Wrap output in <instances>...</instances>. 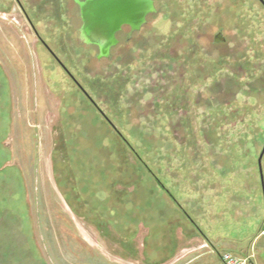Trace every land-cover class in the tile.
Here are the masks:
<instances>
[{"label": "rangeland", "instance_id": "rangeland-1", "mask_svg": "<svg viewBox=\"0 0 264 264\" xmlns=\"http://www.w3.org/2000/svg\"><path fill=\"white\" fill-rule=\"evenodd\" d=\"M154 4L98 59L72 0H0V264H264V5Z\"/></svg>", "mask_w": 264, "mask_h": 264}, {"label": "water", "instance_id": "water-1", "mask_svg": "<svg viewBox=\"0 0 264 264\" xmlns=\"http://www.w3.org/2000/svg\"><path fill=\"white\" fill-rule=\"evenodd\" d=\"M260 1L264 5V0ZM80 5L85 21L83 34L89 42L99 45L100 58L109 56L111 47L117 43L116 33L124 23L139 28L146 14L155 9L152 0H87ZM263 157L264 147L258 158L264 197Z\"/></svg>", "mask_w": 264, "mask_h": 264}, {"label": "flooded vegetation", "instance_id": "flooded-vegetation-1", "mask_svg": "<svg viewBox=\"0 0 264 264\" xmlns=\"http://www.w3.org/2000/svg\"><path fill=\"white\" fill-rule=\"evenodd\" d=\"M73 2H74V4H75V6L77 7V9H78V12H79V16H80V19H81V25H80V27L78 28V31H79V38H80V40L82 41H85L87 44H92V45H94V46H96L97 48H98V54H97V58L98 59H104V58H108V57H110V54H109V56H107V57H99V54H100V47H99V45L97 44V43H94V42H89L88 41V37L87 36H85L84 34H83V32H84V24H85V21H84V19H83V16H82V10H81V5H80V2H85V1H87V0H72ZM153 1V6H154V8H155V4H154V0H152ZM157 13V10H156V8L153 10V11H150V12H148L147 14H146V16H145V22L143 23V25H141L139 28H133V26L131 25V24H129V23H124L122 26H121V28H120V30L119 31H117V33H116V39H117V43L119 42V38H118V34H120V33H123V34H125V40H126V44H129L132 40H134V35L136 34V33H138L142 28H143V26H145V24L147 23V21H148V17L150 16V15H154V14H156ZM215 41L216 42H224L225 41V38H224V36L221 34V33H219V34H217L216 35V37H215ZM116 43V44H117ZM45 46L49 49V47L45 44ZM113 47H115V45L114 46H112L111 47V50L113 49ZM50 50V49H49ZM111 50H110V53H111ZM50 52L53 54V52L50 50ZM53 56H54V58L63 66V64H62V62H61V60L57 57V56H55V54H53ZM64 67V66H63ZM65 68V67H64ZM80 88H81V90L86 94V95H88L86 92H85V90L80 86ZM264 147V146H263ZM263 149V148H262ZM262 151V150H261ZM261 153V152H260ZM260 155V154H259ZM259 158V157H258ZM264 158V157H263ZM258 168H259V165H258ZM259 174H260V172H259ZM260 181H261V177H260ZM261 187H262V181H261ZM262 194H263V188H262ZM264 198V197H263ZM264 227V216H263V218H262V221L260 222V224H259V227H258V231H257V233H256V235H255V237H254V239L256 240V243L258 244V246H262V250L264 251V232H263V230H262V228ZM255 255V254H254ZM256 256V255H255Z\"/></svg>", "mask_w": 264, "mask_h": 264}, {"label": "trees", "instance_id": "trees-1", "mask_svg": "<svg viewBox=\"0 0 264 264\" xmlns=\"http://www.w3.org/2000/svg\"><path fill=\"white\" fill-rule=\"evenodd\" d=\"M261 2V1H260ZM262 3V2H261ZM103 117L107 120V122L109 123V125L116 131L117 135L120 136V139H122L124 141V143L131 149V151L136 155L137 160L139 163H141V165L143 166L144 172H147L151 175L154 176V179L157 183V186L159 188H162L166 191L169 201H171L172 203L176 204L180 209L182 207H180L181 205L178 203V201L175 199V197L169 192V190L167 188H165L164 184L161 182V180L157 177V175L155 174V172L153 171L150 163H148L147 161L144 160L143 156L136 150L135 147L132 146V144L129 142V140L121 133V131L116 128V126L113 124V122L101 111ZM119 138V137H118ZM182 211V209H181ZM196 225V224H194Z\"/></svg>", "mask_w": 264, "mask_h": 264}, {"label": "built area", "instance_id": "built-area-1", "mask_svg": "<svg viewBox=\"0 0 264 264\" xmlns=\"http://www.w3.org/2000/svg\"><path fill=\"white\" fill-rule=\"evenodd\" d=\"M220 257L224 264H257L252 257L240 256L232 251H223Z\"/></svg>", "mask_w": 264, "mask_h": 264}, {"label": "crops", "instance_id": "crops-1", "mask_svg": "<svg viewBox=\"0 0 264 264\" xmlns=\"http://www.w3.org/2000/svg\"><path fill=\"white\" fill-rule=\"evenodd\" d=\"M256 208H257V210H258L259 205H256ZM257 220H258V219H257ZM257 220H256V222H255V225H256V227H257V229H258L260 222L258 223ZM250 225H251V223L249 224V226H250ZM232 241H235V242L238 241V242H242V243L246 244L244 248H247V250L252 249V248L254 247V245H256V240H255V239H254V240H251V238H246V237H243V238H241V239H233ZM233 243H234V242H233ZM200 260H201V259H200ZM192 263H193V262H192ZM188 264H189V263H188Z\"/></svg>", "mask_w": 264, "mask_h": 264}]
</instances>
